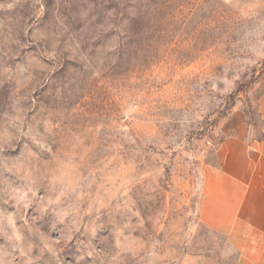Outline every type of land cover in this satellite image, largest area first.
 Listing matches in <instances>:
<instances>
[{
	"label": "rangeland",
	"instance_id": "rangeland-1",
	"mask_svg": "<svg viewBox=\"0 0 264 264\" xmlns=\"http://www.w3.org/2000/svg\"><path fill=\"white\" fill-rule=\"evenodd\" d=\"M263 91L264 0H0V264H237L203 173Z\"/></svg>",
	"mask_w": 264,
	"mask_h": 264
},
{
	"label": "crops",
	"instance_id": "crops-1",
	"mask_svg": "<svg viewBox=\"0 0 264 264\" xmlns=\"http://www.w3.org/2000/svg\"><path fill=\"white\" fill-rule=\"evenodd\" d=\"M261 139L246 125L218 148V164L203 173L199 215L226 237L237 264H264V91L259 101Z\"/></svg>",
	"mask_w": 264,
	"mask_h": 264
},
{
	"label": "clouds",
	"instance_id": "clouds-1",
	"mask_svg": "<svg viewBox=\"0 0 264 264\" xmlns=\"http://www.w3.org/2000/svg\"><path fill=\"white\" fill-rule=\"evenodd\" d=\"M21 237L16 234V233H13V236L11 237V240L9 242H12L14 241L17 245H19L21 243Z\"/></svg>",
	"mask_w": 264,
	"mask_h": 264
}]
</instances>
